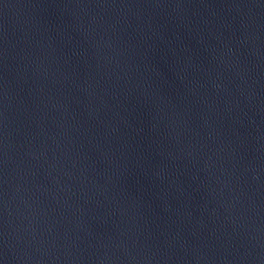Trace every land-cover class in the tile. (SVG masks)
<instances>
[{"label": "water", "instance_id": "obj_1", "mask_svg": "<svg viewBox=\"0 0 264 264\" xmlns=\"http://www.w3.org/2000/svg\"><path fill=\"white\" fill-rule=\"evenodd\" d=\"M0 264H264V0H0Z\"/></svg>", "mask_w": 264, "mask_h": 264}]
</instances>
